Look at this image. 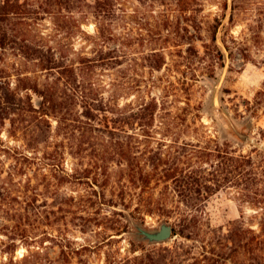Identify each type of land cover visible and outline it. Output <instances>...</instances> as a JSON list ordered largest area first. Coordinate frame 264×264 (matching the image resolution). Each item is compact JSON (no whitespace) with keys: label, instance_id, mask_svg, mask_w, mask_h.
<instances>
[{"label":"rangeland","instance_id":"374dc122","mask_svg":"<svg viewBox=\"0 0 264 264\" xmlns=\"http://www.w3.org/2000/svg\"><path fill=\"white\" fill-rule=\"evenodd\" d=\"M104 1L112 14L103 23L118 36L110 42L119 48L117 62L82 70L79 57L91 55L93 45L75 24L95 35L92 12ZM12 2L18 6L0 49V81L8 96L15 91L11 103L0 101V264L10 255L17 217L24 231L14 256L37 252L38 264H108L106 256L159 247L168 255L189 249L182 264H264V25L256 21L263 0ZM77 10L85 14L69 15ZM217 21L221 54L210 40ZM232 36L244 56L223 49L221 40L232 46ZM12 40L55 52L63 46L77 93L87 100L65 99L60 89L61 108L44 114L42 97L18 90L17 79L40 86L52 78ZM141 103H151L153 116L129 117ZM223 151L231 153L220 158ZM157 153L169 167L170 199L202 201L190 227L181 210L157 206L163 182L151 178L142 191L136 180L139 170L164 166ZM199 167L202 185L212 189L181 195L179 182L193 187ZM228 170L235 180L225 181ZM162 222L183 228L187 238L148 243L135 234L134 225L152 230Z\"/></svg>","mask_w":264,"mask_h":264},{"label":"trees","instance_id":"16d2710c","mask_svg":"<svg viewBox=\"0 0 264 264\" xmlns=\"http://www.w3.org/2000/svg\"><path fill=\"white\" fill-rule=\"evenodd\" d=\"M58 2H69L73 3V1L80 2V0H57ZM14 6H18L12 2V0H0V49H4L8 43L6 42L7 39V29L5 28L6 22L9 20V18L13 15L12 9ZM234 8L232 7V10ZM95 12V13H94ZM93 16L95 17L96 20V33L95 35H87L84 33L80 27L75 24V31L74 32H80L85 35L86 38L91 39V44L93 45L90 54L91 55H82L79 57L78 64L80 65L82 70L84 68H89V67H94L97 65H104L107 64L108 62H117V56L119 52V48L115 46H110V42L116 43L118 36L114 34L112 31H110L109 28H107L104 23L103 19L106 18L108 14H112L109 9L107 8V2H98L97 9L94 10ZM74 13H77L78 15H84L85 12H82L81 10L77 11H71L69 12V15H73ZM257 17L256 21L259 22V24L264 25V0H263V6L260 11L256 12ZM230 18H232V12H230ZM73 19L78 22L77 16H73ZM218 21L211 25V35H210V40L214 44L217 53L221 54V47H219L216 44V32L218 28ZM259 25V26H260ZM261 25V26H262ZM254 36L256 38L260 37V34L258 32H255ZM222 46L224 50H228L230 54L233 52H238L242 56H244L241 51L242 48H240L241 40H239L236 37H231V43L232 46H229L224 39L221 40ZM13 46L15 50H18V54L22 56L24 59H27L31 62H34L36 67L42 72L44 71L46 74V77L49 78L51 77L52 80L50 82H43L40 86L37 83L30 84L28 83L29 78L25 77H18V90H32L37 94L38 96L42 97V100L40 102L41 107H45V111L43 112L44 114H54L57 111V108H61V104L57 101L58 99V91L61 89V92L63 95H65L67 98L65 99H71L74 100L76 98H80L82 101H86L87 97L83 92L79 91L81 94L77 93V87L78 84L74 82L71 77L74 73L75 68L73 69V64L70 63L67 55L63 51V46H59L56 48L57 52H55V48H53L50 45L46 44H37V46H32L31 44L23 43L22 41H15L12 40ZM1 59V58H0ZM76 81V79H75ZM75 84H77L75 86ZM80 87V86H79ZM8 84L6 81H0V101L3 100L4 105H8L9 103L12 102V99H14V90L10 89L11 96H8ZM4 93L6 95V98L2 95ZM259 94V93H258ZM61 96V95H59ZM60 98V97H59ZM28 99V105L30 106V100L31 98L27 96ZM255 103H258L255 101ZM151 103H141L138 106L137 112L136 113H131L129 117H140V118H145L148 115L153 116L152 114L154 113L153 109L152 111ZM140 115V116H139ZM86 117H89L88 115H84ZM194 147V144H190L189 142H183L182 146L185 148L186 146H192ZM191 148V147H190ZM223 153V154H222ZM222 153H218L220 158H225L227 154H230L231 152L223 151ZM159 155V156H158ZM162 156V155H161ZM160 153H157L155 155V160L157 159L158 161H161L162 164L164 165L160 170H157L153 168L151 171H145L143 172L142 170H139L137 172L138 177H136V180L141 183L142 185V191L146 188H150L149 184L151 181V178H154L156 183L158 182H163L162 183V188L161 191L159 192L160 194H164L165 199H160L157 202V206L161 207L162 209H165L167 211H171L173 209L181 210V219L180 221L182 224L184 223V227H190L191 222L196 221V215L193 212H197L201 209L202 207V201H183L180 203H176V201L170 199V191H169V186L167 184V179H169V172L166 163L165 158H161ZM151 158V157H150ZM230 159V155H229ZM151 163L154 164L153 158L150 159ZM197 175L195 176L194 186L187 187V185L180 183L179 182V187L181 188L179 193L182 195L189 194L190 192L192 194H200L203 188L208 189L209 191L212 189L211 187H204L206 185H202L201 183V176L200 173L202 172V168L199 167L197 170L194 171ZM228 174L226 175L225 181L230 182L231 179H234L235 176L232 175L234 174L233 171L228 170ZM180 175L182 171H179ZM136 175V172L134 173ZM235 180V179H234ZM237 182V181H236ZM238 183V182H237ZM218 186V184H216ZM153 189L157 188L151 187ZM216 188V187H215ZM188 192V193H187ZM188 196V195H186ZM181 201V200H179ZM184 207V208H183ZM2 208V205L0 203V209ZM12 209L15 210V207H12ZM16 215H14L15 217ZM20 217H17V221ZM15 221V224L10 226V236L9 238L11 239V245L8 249V254L9 257L5 263L1 264H38V261H36L38 253H30L27 255L22 256L21 258H15L14 256V251H15V238L17 236L21 237L23 234L24 229L20 227V222L17 223ZM179 234L180 236H188L184 235L183 233V228L180 230L175 229V227H172V234ZM255 236V235H252ZM187 238V237H186ZM189 239V238H188ZM253 240V239H252ZM259 243L258 241L255 242V244ZM156 249V248H155ZM154 248L145 251V253H141L138 255H127L123 258L119 259H109L110 257L106 256L105 261L108 264H182L186 262L187 260L190 259V250L189 249H181L180 252H174L172 255H168L167 252L169 251L168 248H158L155 250ZM74 252V251H73ZM77 252V251H75ZM214 262H209L208 264H213ZM40 264V263H39ZM193 264V263H190ZM197 264V263H194Z\"/></svg>","mask_w":264,"mask_h":264},{"label":"water","instance_id":"95a60500","mask_svg":"<svg viewBox=\"0 0 264 264\" xmlns=\"http://www.w3.org/2000/svg\"><path fill=\"white\" fill-rule=\"evenodd\" d=\"M136 236L148 243L165 242L172 237V226L169 223L162 222L157 229H145L140 225H134Z\"/></svg>","mask_w":264,"mask_h":264}]
</instances>
